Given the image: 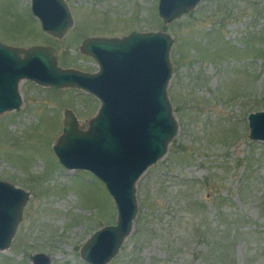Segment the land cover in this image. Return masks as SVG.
Returning a JSON list of instances; mask_svg holds the SVG:
<instances>
[{"label": "rangeland", "instance_id": "1", "mask_svg": "<svg viewBox=\"0 0 264 264\" xmlns=\"http://www.w3.org/2000/svg\"><path fill=\"white\" fill-rule=\"evenodd\" d=\"M73 25L62 38L42 31L31 0H0V43L51 47L58 65L88 73V38L133 31L174 40L168 96L178 132L166 155L137 183L138 213L108 264H264V142L250 139L248 117L264 111V0H202L165 25L159 0H64ZM22 106L0 116V180L30 194L0 264H88L81 250L117 224L105 185L64 168L54 152L65 112L88 126L100 106L77 89L23 80Z\"/></svg>", "mask_w": 264, "mask_h": 264}, {"label": "water", "instance_id": "2", "mask_svg": "<svg viewBox=\"0 0 264 264\" xmlns=\"http://www.w3.org/2000/svg\"><path fill=\"white\" fill-rule=\"evenodd\" d=\"M202 0H159L158 14L171 24L195 10ZM42 31L62 38L73 25L64 0H31ZM173 38L166 32L133 31L118 38H88L81 52L98 71L63 69L51 47L15 48L0 43V116L19 111L23 80L37 85L77 89L100 102L88 126L65 112L63 132L54 146L68 170L89 172L106 185L118 212L117 224L96 231L81 250L88 264H108L119 253L138 213L137 183L167 153L178 132L168 96L173 69ZM250 139L264 142V111L248 117ZM30 194L0 180V251L11 246ZM32 264H50L37 254Z\"/></svg>", "mask_w": 264, "mask_h": 264}]
</instances>
